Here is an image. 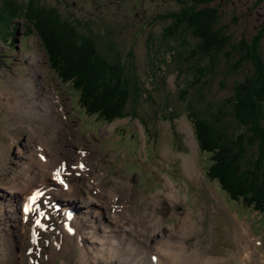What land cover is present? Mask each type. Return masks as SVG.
<instances>
[{"label": "rangeland", "instance_id": "obj_1", "mask_svg": "<svg viewBox=\"0 0 264 264\" xmlns=\"http://www.w3.org/2000/svg\"><path fill=\"white\" fill-rule=\"evenodd\" d=\"M42 1L56 7L63 18L78 23L82 32L92 34L103 53L112 46L127 65L134 64L145 90L138 103L129 102L127 108L131 114L114 123L105 122L95 114L83 113L85 111L78 105V92L56 77L35 30L29 31V23L25 20L15 21V42L11 37L7 42L0 41V93H3L0 95L3 164L0 168V264H28L29 255L25 249L28 247L29 227L17 226V218L13 223L10 215L17 208L18 197L23 196L20 190H13L20 184H14L16 181L21 183L24 177L30 178L37 167H42L37 159L38 143H42L40 138L49 148L45 155L53 166L70 151L76 156V149L84 146L89 153V165L98 171L102 186L118 192L115 204L111 200L114 194L104 202L93 193L97 189L90 177L95 173L91 170L89 176H81L78 179L81 189L78 186L67 192L82 197V190L87 191L85 195H91L90 199L98 204L101 213L97 214L94 209L91 213L88 209L85 214L80 212L84 215L81 219L88 216L78 227L81 232L77 242L83 238L85 244L81 249L76 241H70L73 239L62 242L60 248L68 244L63 250L56 249L51 236H47V241L42 240L38 245L40 264H79V261L81 264L83 261L84 264H150L153 262L149 253L156 252L157 241L160 238L173 239V236L174 241L185 243L186 253L195 247L214 257L212 264H238L233 231L239 222L245 223L259 239L261 237L262 244L255 248L259 250L257 256L264 253V211L258 213L241 201L233 202L223 193H217L219 187L204 173L209 155L204 154L202 160L203 153L198 147L192 121L187 116L189 103L195 110H203L206 116L222 109L226 113L222 114L224 125L230 131H242L230 115L232 104L228 99L234 82L243 78L247 70L229 72L231 60L220 53L214 59V72H205L196 81L192 68L198 64L205 69L209 63L206 57L187 59V53H183L184 58L178 63L177 58L171 59L164 54L165 43L159 34L167 21L159 16L179 9L177 2ZM206 5H216L213 7L219 12L218 25L224 27L232 40L242 36L250 38L254 34L257 20L249 11L255 13L261 11L260 8L245 9L241 5L233 8L229 0ZM186 39L191 46L195 42L190 35ZM150 49L158 53H149ZM31 65L39 69L34 72ZM8 72L13 74L11 78ZM16 77L33 83L34 106L29 110L22 105L11 108L7 103L16 97L9 90ZM62 85L70 87L72 97ZM81 115L87 117V122L82 121ZM186 159L194 171L192 177L186 172ZM197 173L200 177H196ZM39 180L35 182L40 183ZM170 183L174 186L175 198L169 196ZM73 205L80 209L82 206L88 208L89 204L75 198ZM145 205H151L155 212L153 221H150L151 208H143ZM114 214L118 219L116 222ZM186 215L195 221L196 229L190 236L183 237L177 229ZM141 217L145 221L138 222ZM126 234H129L128 238H125ZM52 251L56 253L54 259L49 257ZM157 254L164 255L160 251Z\"/></svg>", "mask_w": 264, "mask_h": 264}, {"label": "trees", "instance_id": "obj_2", "mask_svg": "<svg viewBox=\"0 0 264 264\" xmlns=\"http://www.w3.org/2000/svg\"><path fill=\"white\" fill-rule=\"evenodd\" d=\"M209 1L182 0L179 9L160 14L159 18L166 20L167 25L159 38L165 43L164 54L177 58L178 63L185 53L187 59L209 60L205 69L198 64L192 68L196 81L205 72H214V59L220 53L231 60L229 72L247 70L243 78L234 82L228 99L232 104L230 115L242 131H230L224 125L222 114L226 113L222 109L206 116L189 103L187 116L200 151L209 155L207 176L230 198L261 212L264 211V26L250 38L232 40L224 27L218 25L217 8L206 5ZM18 19L29 23V31L35 30L39 36L55 75L78 92V105L83 113L95 114L105 122L131 114L129 102L138 103L145 90L134 64L127 65L112 46L103 53L92 34L79 30L78 23L63 18L56 7L42 0H0L1 42L9 37L15 42ZM188 35L195 39L192 46L187 42ZM152 51L158 53L153 49L149 53Z\"/></svg>", "mask_w": 264, "mask_h": 264}, {"label": "bare ground", "instance_id": "obj_3", "mask_svg": "<svg viewBox=\"0 0 264 264\" xmlns=\"http://www.w3.org/2000/svg\"><path fill=\"white\" fill-rule=\"evenodd\" d=\"M31 66L33 67L34 72L39 69L38 66H36V65H34V66L31 65ZM32 89H33V83L32 82H23L21 79H18V77H16V81H14L13 83H10L9 90L12 91L13 93L17 94V97L14 99H9L7 101V103L9 104V106L11 108H13V106H15V105H17V106L22 105L27 110L31 109L33 107V104H34V99H33L34 96H32V94H31ZM0 95H3V93H0ZM20 108H21V106H20ZM53 111H54V108H53ZM40 139H41L40 141L43 143L42 138H40ZM41 146H42V150L46 151L47 146L45 145V143H43ZM39 162L40 161H38V163ZM47 163H49V161H47ZM184 166L186 168V172L192 177V175H194V171L191 170V168H192V167L190 168L191 164L187 159L184 161ZM194 166H196V165H194ZM34 177H35V179H34ZM46 177H47V175H46V172L44 171V169L42 167H37L35 169L33 176H31L30 178L24 177V180L21 182L22 184L19 186V188L21 189L22 193H26L25 191H27V190L31 191L34 187H36V185L33 184L35 182V180L38 181L41 178V180H39V181L42 182V181H44V179ZM196 177H200L198 173H197ZM74 187H77V185H74ZM74 187H72L70 189L74 190L73 189ZM170 189H172V190H170L169 196L175 198V196L173 195L174 186L171 183H170ZM71 193H73V192H71ZM65 194H68V192L65 191L63 193V195H65ZM147 207H149V206H147ZM96 211L97 210H94V212H96ZM22 215H24V214L22 213ZM151 215H152V217L154 216V214H151ZM85 218H86V216L84 217V219ZM137 218H139V217H137ZM149 220H150V218H149ZM137 221L139 222L141 220H137ZM194 229H196L195 221L190 217V215H186L182 219L181 223L179 224L177 232L180 233L183 237H187V236H190V234L194 231ZM128 236H129V234H126L125 238H128ZM233 236L236 240L237 258H238V262L240 264H249V262H252L253 264H260V263L263 264L264 263V253L260 252V254L257 256V253L259 252V250L255 248V246L257 245L258 238L255 237L251 233L249 227L245 223H243V222L237 223V225L235 226L234 231H233ZM70 239H73V238L70 237V235L66 234L64 237V240L67 242ZM181 241L182 240L174 241L171 238H160L157 241L156 245H157L158 249L160 246L159 251L162 252L164 255L157 254V259H156L155 264H173V262H176L177 264H212L213 261L215 260V258L212 257L211 255L206 254L204 252H199L198 249L195 247L189 253H186V246H185L184 242H181ZM114 250H117V249L114 248ZM147 252L148 251H146V253ZM142 256H143V253H142ZM141 257H140V259H141ZM142 262H145L144 259ZM144 264H146V262Z\"/></svg>", "mask_w": 264, "mask_h": 264}, {"label": "flooded vegetation", "instance_id": "obj_4", "mask_svg": "<svg viewBox=\"0 0 264 264\" xmlns=\"http://www.w3.org/2000/svg\"><path fill=\"white\" fill-rule=\"evenodd\" d=\"M167 0H164V2ZM172 2H177V4L183 5L182 0H170ZM225 0H210V4H215L218 2H222ZM193 2V1H192ZM191 3V2H188ZM229 3L232 4L233 8L237 6H244L245 9H255V8H260L261 11L256 10L255 13H251L252 11L250 10L249 13L255 17L257 20V23L254 24V27L256 28L255 31L258 29L262 28L264 26V0H229ZM216 7V5H213ZM259 19H261L259 21Z\"/></svg>", "mask_w": 264, "mask_h": 264}, {"label": "snow or ice", "instance_id": "obj_5", "mask_svg": "<svg viewBox=\"0 0 264 264\" xmlns=\"http://www.w3.org/2000/svg\"><path fill=\"white\" fill-rule=\"evenodd\" d=\"M57 178H59V174H57ZM35 198H33V201H34ZM27 210V209H26ZM37 223H39V221H37Z\"/></svg>", "mask_w": 264, "mask_h": 264}]
</instances>
